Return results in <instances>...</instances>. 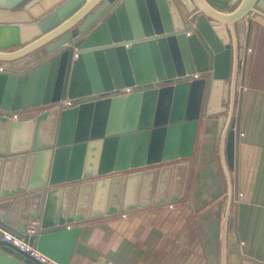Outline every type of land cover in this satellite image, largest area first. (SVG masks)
Returning a JSON list of instances; mask_svg holds the SVG:
<instances>
[{
	"label": "water",
	"instance_id": "95a60500",
	"mask_svg": "<svg viewBox=\"0 0 264 264\" xmlns=\"http://www.w3.org/2000/svg\"><path fill=\"white\" fill-rule=\"evenodd\" d=\"M254 18L264 0H0V109L26 110L0 114V264H42L4 231L70 264L86 220L182 199L227 76L217 31L242 47Z\"/></svg>",
	"mask_w": 264,
	"mask_h": 264
},
{
	"label": "crops",
	"instance_id": "0c3cea01",
	"mask_svg": "<svg viewBox=\"0 0 264 264\" xmlns=\"http://www.w3.org/2000/svg\"><path fill=\"white\" fill-rule=\"evenodd\" d=\"M240 29L242 47L236 24L217 31L228 71L217 114L206 93L185 196L86 220L70 264H264V19Z\"/></svg>",
	"mask_w": 264,
	"mask_h": 264
},
{
	"label": "built area",
	"instance_id": "2783aa9c",
	"mask_svg": "<svg viewBox=\"0 0 264 264\" xmlns=\"http://www.w3.org/2000/svg\"><path fill=\"white\" fill-rule=\"evenodd\" d=\"M7 69H11L5 66H1L0 65V71L3 70H7ZM15 70V69H14ZM151 85L156 86V84L154 82H151ZM132 88L131 87H127L126 91H130ZM74 98H65L63 100H61L59 102V105L61 107H67L72 105ZM46 106H42V108H30L31 110H35V111H40L42 109H44ZM26 110H15V111H11V110H2L0 109V114L3 115H7L10 116L13 119H19L23 116V113ZM40 219L39 218H31L28 220L27 225H26V229L25 232L29 235H33V234H37L39 232V230L41 229L40 227ZM2 238L10 243H12L13 245H15L16 247H18L21 251L27 253L30 257H32L33 259H35L36 261H38L39 263L42 264H59L58 262H56L55 260H53L52 258H50L49 256L45 255L44 253H42L41 251H39L36 247L30 245L29 243H27L26 241H24V239L20 236L14 235L12 233L9 232H2Z\"/></svg>",
	"mask_w": 264,
	"mask_h": 264
}]
</instances>
